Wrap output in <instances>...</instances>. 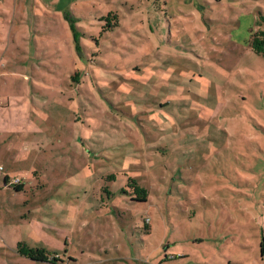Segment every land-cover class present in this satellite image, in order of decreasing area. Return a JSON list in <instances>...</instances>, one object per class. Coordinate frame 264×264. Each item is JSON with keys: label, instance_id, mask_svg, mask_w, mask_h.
Returning a JSON list of instances; mask_svg holds the SVG:
<instances>
[{"label": "rangeland", "instance_id": "1", "mask_svg": "<svg viewBox=\"0 0 264 264\" xmlns=\"http://www.w3.org/2000/svg\"><path fill=\"white\" fill-rule=\"evenodd\" d=\"M262 13L0 0V264H264Z\"/></svg>", "mask_w": 264, "mask_h": 264}, {"label": "trees", "instance_id": "2", "mask_svg": "<svg viewBox=\"0 0 264 264\" xmlns=\"http://www.w3.org/2000/svg\"><path fill=\"white\" fill-rule=\"evenodd\" d=\"M114 18L116 21V16L109 13L105 19L108 23L111 22L107 27L111 28L116 26L117 22H112L111 18ZM260 26H264V13L260 15L259 18ZM113 23V24H112ZM247 46L256 54L264 58V27L256 31H252L250 34V39L247 42ZM130 184V185H129ZM127 185L132 188V193L130 195H135L134 198H131V201L134 203H144L147 201V192L144 188L140 187L134 179H129ZM16 190V186H13ZM121 192L124 193V190L121 189ZM15 250L18 255L24 257L35 263H50L53 264L58 262V259L53 257L51 253L44 248H31L23 242L16 244ZM260 257L264 260V239L259 246Z\"/></svg>", "mask_w": 264, "mask_h": 264}, {"label": "crops", "instance_id": "3", "mask_svg": "<svg viewBox=\"0 0 264 264\" xmlns=\"http://www.w3.org/2000/svg\"><path fill=\"white\" fill-rule=\"evenodd\" d=\"M29 121V120H28ZM29 123V122H28ZM21 125H22V123H21ZM25 129H19V135H21L22 137H25L26 135H29V127L28 126H26V127H24ZM28 130V131H27ZM31 130H32V128H31ZM1 141V140H0ZM34 145V144H33ZM35 147H37V146H34V148ZM29 152H32V151H29ZM26 171H29V170H26ZM29 172H31V171H29ZM1 183L3 184V188H9V187H12V182H11V180H10V178H9V176L8 175H5L4 174V176H2L1 178H0V185H1Z\"/></svg>", "mask_w": 264, "mask_h": 264}, {"label": "built area", "instance_id": "4", "mask_svg": "<svg viewBox=\"0 0 264 264\" xmlns=\"http://www.w3.org/2000/svg\"><path fill=\"white\" fill-rule=\"evenodd\" d=\"M0 170H1V168H0ZM17 183H18V180H15V181L12 182V185H13V186H16Z\"/></svg>", "mask_w": 264, "mask_h": 264}]
</instances>
